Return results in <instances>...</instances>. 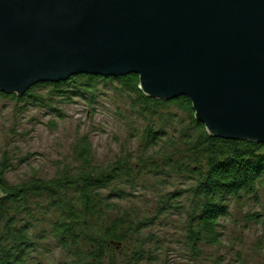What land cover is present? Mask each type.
<instances>
[{
  "label": "trees",
  "instance_id": "1",
  "mask_svg": "<svg viewBox=\"0 0 264 264\" xmlns=\"http://www.w3.org/2000/svg\"><path fill=\"white\" fill-rule=\"evenodd\" d=\"M105 87L126 99L129 114L143 122L129 131L130 138H137V147L102 167L95 164L92 144L84 137L77 146V166L68 165L52 178L32 177L22 184L6 178L11 165L4 156L0 165V264H31L29 250L48 235L70 254L64 264L157 261L147 246L158 238L147 228L169 209L185 215L184 241L189 260H193L202 253V244L220 243L221 219L231 215V204L246 205L264 187V143L211 136L196 119L190 98H151L140 89L137 74H79L58 83L34 85L23 97L2 92L0 96L33 102L62 116L54 105L56 97L68 103L78 97L92 106ZM40 88H49L48 94L38 92ZM141 171L164 185H172L169 180L174 175L182 180L179 187L157 196L156 211L149 216L120 205L135 196ZM182 198L188 200L187 207ZM260 215L248 211L245 216L257 219ZM45 217H50V223L46 222L50 230L34 235Z\"/></svg>",
  "mask_w": 264,
  "mask_h": 264
},
{
  "label": "water",
  "instance_id": "2",
  "mask_svg": "<svg viewBox=\"0 0 264 264\" xmlns=\"http://www.w3.org/2000/svg\"><path fill=\"white\" fill-rule=\"evenodd\" d=\"M137 74L209 134L264 143V0H0V92Z\"/></svg>",
  "mask_w": 264,
  "mask_h": 264
},
{
  "label": "rangeland",
  "instance_id": "3",
  "mask_svg": "<svg viewBox=\"0 0 264 264\" xmlns=\"http://www.w3.org/2000/svg\"><path fill=\"white\" fill-rule=\"evenodd\" d=\"M48 89L40 88L38 92L47 95ZM101 93L93 107L78 97L69 103L56 97L54 105L61 109L62 116L33 102L27 104L0 96V165L7 156L11 165L6 170L9 182L22 184L32 177L49 179L68 165L77 166V146L84 137L92 144L95 164L102 167L135 150L138 140L130 138L129 131L143 122L129 114L127 100L113 88H102ZM169 181L172 185H164L141 171L137 192L120 203L122 209L137 210L142 216L152 215L157 208V196L179 187L182 180L174 175ZM181 201L187 207L188 200ZM248 211L261 215L250 219L245 216ZM44 219L34 235L50 230L46 223H50V217ZM184 221V214L169 209L155 225L148 227L147 232H153L158 242L148 244L147 248L153 250L158 260H144L141 264H264V187L246 205L231 204V215L221 219L220 243L202 244V253L193 260H189L184 241ZM29 254L31 264H64L70 257L51 235L38 240Z\"/></svg>",
  "mask_w": 264,
  "mask_h": 264
},
{
  "label": "bare ground",
  "instance_id": "4",
  "mask_svg": "<svg viewBox=\"0 0 264 264\" xmlns=\"http://www.w3.org/2000/svg\"><path fill=\"white\" fill-rule=\"evenodd\" d=\"M43 83H45V82H43Z\"/></svg>",
  "mask_w": 264,
  "mask_h": 264
}]
</instances>
